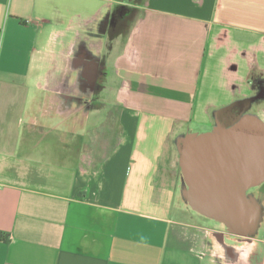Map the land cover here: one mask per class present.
<instances>
[{
  "label": "crops",
  "instance_id": "obj_1",
  "mask_svg": "<svg viewBox=\"0 0 264 264\" xmlns=\"http://www.w3.org/2000/svg\"><path fill=\"white\" fill-rule=\"evenodd\" d=\"M128 11L0 0V264H218L232 246L183 214L178 144L264 124V0H144L111 36ZM258 211L246 264H264V194Z\"/></svg>",
  "mask_w": 264,
  "mask_h": 264
},
{
  "label": "water",
  "instance_id": "obj_2",
  "mask_svg": "<svg viewBox=\"0 0 264 264\" xmlns=\"http://www.w3.org/2000/svg\"><path fill=\"white\" fill-rule=\"evenodd\" d=\"M187 201L234 235L255 230L259 211L246 191L264 183V124L246 116L215 134L180 141Z\"/></svg>",
  "mask_w": 264,
  "mask_h": 264
},
{
  "label": "rangeland",
  "instance_id": "obj_3",
  "mask_svg": "<svg viewBox=\"0 0 264 264\" xmlns=\"http://www.w3.org/2000/svg\"><path fill=\"white\" fill-rule=\"evenodd\" d=\"M124 4H127L129 9H131L132 12H127L125 13L126 16L123 19H126V22L124 26L118 27L117 24H113V27L110 28V30H113L111 33H117L119 31L125 32L127 30L131 20L133 17V12L135 8H139L144 0H121ZM131 7V8H130ZM133 7V8H132ZM118 23V22H117ZM95 108L97 107L96 105L101 106L103 104H94ZM93 106V105H92ZM91 106V107H92ZM263 184L257 185L255 187H251L246 191V196L248 197L249 201L252 203V205L256 208H259V203L262 201V195L264 194L263 192ZM179 204L181 205L182 210H185L183 214H185L186 219L190 222H193L198 225H204V226H215L217 222L213 219H210L201 213L197 212L193 207L191 208L188 206L187 208L185 207L184 203L179 201ZM227 230L229 233L232 234V236L225 237V242L228 245H232L229 248V251H227L226 254H223L224 256L218 257L217 261L218 264H246V256L244 255L246 250H249L252 248L253 249V241H254V231L249 232L247 234H240V235H234L228 227ZM259 236V235H257Z\"/></svg>",
  "mask_w": 264,
  "mask_h": 264
},
{
  "label": "flooded vegetation",
  "instance_id": "obj_4",
  "mask_svg": "<svg viewBox=\"0 0 264 264\" xmlns=\"http://www.w3.org/2000/svg\"><path fill=\"white\" fill-rule=\"evenodd\" d=\"M91 87H92L91 94H89V97L86 96V97L90 98V100L92 99L91 103L88 104L89 108L92 106L93 101H95V97L99 94V91L102 89V85L95 82Z\"/></svg>",
  "mask_w": 264,
  "mask_h": 264
},
{
  "label": "trees",
  "instance_id": "obj_5",
  "mask_svg": "<svg viewBox=\"0 0 264 264\" xmlns=\"http://www.w3.org/2000/svg\"><path fill=\"white\" fill-rule=\"evenodd\" d=\"M125 23H127V22H126V19H122V20L118 21L117 26H118V27H122V26H124ZM112 31H113V30H110V32H109L111 36H115V35L118 34V33H123V32H121L122 30L119 31V32H117L116 34H115V33H111Z\"/></svg>",
  "mask_w": 264,
  "mask_h": 264
}]
</instances>
